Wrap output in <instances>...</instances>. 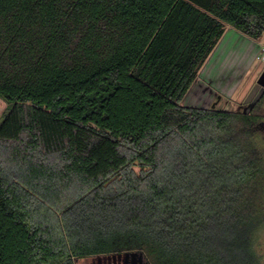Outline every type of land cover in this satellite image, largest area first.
<instances>
[{
	"label": "trees",
	"instance_id": "16d2710c",
	"mask_svg": "<svg viewBox=\"0 0 264 264\" xmlns=\"http://www.w3.org/2000/svg\"><path fill=\"white\" fill-rule=\"evenodd\" d=\"M227 26L264 0H0V264H262V118L183 104Z\"/></svg>",
	"mask_w": 264,
	"mask_h": 264
},
{
	"label": "rangeland",
	"instance_id": "374dc122",
	"mask_svg": "<svg viewBox=\"0 0 264 264\" xmlns=\"http://www.w3.org/2000/svg\"><path fill=\"white\" fill-rule=\"evenodd\" d=\"M230 29L232 28L227 26L226 34H229ZM248 64L249 66L246 67L245 59L242 64L238 67L236 66L237 69H234L235 72L232 74V77L227 75L220 79L221 82L219 81L216 87L222 91V95L217 92H211V94L209 92H205L202 96L201 93H197L199 89L196 88V90H194V92H196V100L198 99L197 96L199 94L201 96H199L201 102L196 100H194L195 102H191L193 98L192 93V95L184 101V105H193L196 103L202 108H212L215 106L214 108L218 110L226 111H240V108L243 107L244 111L250 115L261 117L262 122L264 123V99H261L258 103L256 102L264 89V64L260 63L256 59H254L253 64H250V62ZM253 104L255 105L253 109L250 110V105ZM7 107V104L0 99V122L7 110ZM254 141L256 147L258 145V148L264 153V135L261 134L258 138L256 135ZM135 170L138 172L139 168L136 167ZM255 247L256 252L261 258L262 264H264V221L256 232ZM77 264H84V259H81L77 262Z\"/></svg>",
	"mask_w": 264,
	"mask_h": 264
},
{
	"label": "crops",
	"instance_id": "0c3cea01",
	"mask_svg": "<svg viewBox=\"0 0 264 264\" xmlns=\"http://www.w3.org/2000/svg\"><path fill=\"white\" fill-rule=\"evenodd\" d=\"M229 31V34H226V27L223 37L207 59L206 63L203 65L196 82L192 86L185 100L188 99V97L193 93L191 102H195L194 100H196V92H194V90H196V88L199 89L197 93H201V95L205 92H209L210 94L211 92L221 93L222 91L217 89L216 85L223 76L230 75L232 77V74L235 72L234 69H237V67L242 64L245 59L246 67L249 66V62L250 64H253L254 59L257 60L261 53V49L264 46V38L259 41H252L236 30L233 31V28ZM199 96L200 95L198 94L197 98L199 100H196L198 102L200 101L201 97ZM185 106L202 108L196 103Z\"/></svg>",
	"mask_w": 264,
	"mask_h": 264
},
{
	"label": "flooded vegetation",
	"instance_id": "af4514ba",
	"mask_svg": "<svg viewBox=\"0 0 264 264\" xmlns=\"http://www.w3.org/2000/svg\"><path fill=\"white\" fill-rule=\"evenodd\" d=\"M256 102L257 103L259 102L258 99ZM79 261L80 260H78L77 262ZM84 264H150V263L146 260L145 256L142 253L136 251H129V252L113 253L109 255L86 258L84 259Z\"/></svg>",
	"mask_w": 264,
	"mask_h": 264
},
{
	"label": "built area",
	"instance_id": "2783aa9c",
	"mask_svg": "<svg viewBox=\"0 0 264 264\" xmlns=\"http://www.w3.org/2000/svg\"><path fill=\"white\" fill-rule=\"evenodd\" d=\"M257 60H258L260 63L264 64V46L262 47V49H261V53H260V55L258 56Z\"/></svg>",
	"mask_w": 264,
	"mask_h": 264
},
{
	"label": "water",
	"instance_id": "95a60500",
	"mask_svg": "<svg viewBox=\"0 0 264 264\" xmlns=\"http://www.w3.org/2000/svg\"><path fill=\"white\" fill-rule=\"evenodd\" d=\"M263 88H264V86H263ZM263 93H264V89H263V91H262V94H263ZM258 101H259V99H258ZM254 105H255V104L251 105L250 110L254 107ZM213 107H215V106H213ZM237 112L247 113L246 111H244L243 107H241V108H240V111H237Z\"/></svg>",
	"mask_w": 264,
	"mask_h": 264
}]
</instances>
